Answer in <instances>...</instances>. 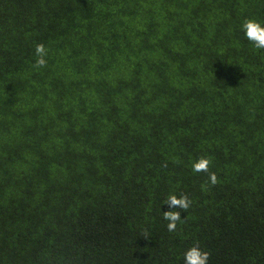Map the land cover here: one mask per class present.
I'll list each match as a JSON object with an SVG mask.
<instances>
[{
  "label": "trees",
  "instance_id": "16d2710c",
  "mask_svg": "<svg viewBox=\"0 0 264 264\" xmlns=\"http://www.w3.org/2000/svg\"><path fill=\"white\" fill-rule=\"evenodd\" d=\"M246 20L264 27V0H0V264H185L197 243L207 264H264Z\"/></svg>",
  "mask_w": 264,
  "mask_h": 264
},
{
  "label": "clouds",
  "instance_id": "9594fccd",
  "mask_svg": "<svg viewBox=\"0 0 264 264\" xmlns=\"http://www.w3.org/2000/svg\"><path fill=\"white\" fill-rule=\"evenodd\" d=\"M243 30L246 38L253 43L255 48L264 49V27L255 20H246L243 24ZM35 54L37 59L35 66L37 68L44 67L47 63L45 56L47 55V49L41 44L35 46ZM211 160L208 157H201L193 163L192 169L194 172H208ZM209 181L212 185H215L217 177L215 173H209ZM191 201L186 195H181L177 198L176 195H170L167 199V205L169 209H188ZM163 218L168 221L167 229L170 232H174L177 228V222L181 220V213L179 211L169 210L164 212ZM209 252L200 249L199 244H195L190 247L184 255L185 264H207L209 260Z\"/></svg>",
  "mask_w": 264,
  "mask_h": 264
}]
</instances>
